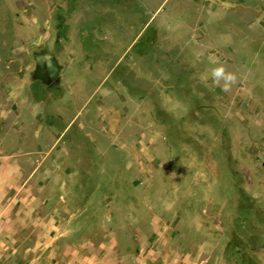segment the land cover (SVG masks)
Segmentation results:
<instances>
[{
  "label": "rangeland",
  "instance_id": "obj_1",
  "mask_svg": "<svg viewBox=\"0 0 264 264\" xmlns=\"http://www.w3.org/2000/svg\"><path fill=\"white\" fill-rule=\"evenodd\" d=\"M43 53L59 67L52 90L77 93L76 107L61 106L62 97L49 100L52 113L77 109L88 121L115 115L122 119L120 140L140 132L152 142L150 149H101L98 159L82 155L78 192L96 197L70 201L88 209L76 225L83 230L93 220L99 229L93 237L101 241L110 231L119 257L153 240L152 250L191 253L195 264H264V251L258 255L254 247L264 232L252 229L251 196L223 200L217 194L228 175L244 177L250 194L257 188L253 179L264 178V0H0L5 149H18L13 120L27 116V105L12 107L21 103L23 88L14 80ZM217 66L236 76L228 92L201 79ZM22 145L26 149V137ZM237 149L259 151L247 156ZM240 157L247 168L228 167ZM136 160L146 165L143 187L130 185L139 179L131 168ZM22 161L31 163L28 155ZM43 205L39 199V209ZM215 226L224 228L222 239L233 249L209 251L205 243L214 242Z\"/></svg>",
  "mask_w": 264,
  "mask_h": 264
},
{
  "label": "crops",
  "instance_id": "obj_2",
  "mask_svg": "<svg viewBox=\"0 0 264 264\" xmlns=\"http://www.w3.org/2000/svg\"><path fill=\"white\" fill-rule=\"evenodd\" d=\"M55 63L50 54L35 55L31 71L22 73L14 80L23 88L17 94L21 103L14 101L12 107L27 105V116L23 118L18 115L13 120V136L18 139V149H5L0 134V264H195L196 258L190 257L191 253L181 255L160 247V253L157 247L155 251L152 250L153 240L149 243L139 242L134 245L129 257H119L116 245L109 237L110 231L101 241L93 237L99 233L93 220L85 222L83 230L75 224L88 210L77 204L93 201L96 197L92 193L83 196L78 192V171L84 166L82 155L87 152L98 159L101 149H150L152 142L140 132H127V141L120 140L118 127L122 119L115 115H96L88 121L77 109L70 114L63 111L52 113L48 106L53 97L56 101L62 97L61 106L76 107L78 104L77 93L70 87L61 89L59 94L52 90L51 85L58 79L56 74L59 72ZM95 105L98 109L99 103ZM1 118L3 115H0V121ZM24 125H27L26 135ZM25 137L27 146L23 149L22 140ZM252 150L256 153L259 151L237 149V154L247 155ZM25 155L31 159L30 165L22 161ZM244 159L240 157L239 161L232 162L228 167L233 164L237 169H245L247 164ZM145 167L143 161H133L131 168L139 171V179L131 182L132 187L144 186ZM261 168L264 170V162ZM219 184L217 194L223 196V200H228L232 194L239 196V199L251 196L256 213L253 215L256 225H252V229L264 232V178L253 179V186L257 188L251 194L246 179L237 173L228 175L225 183ZM69 187L74 189L72 198L67 192ZM207 187L209 197L205 201L211 200L212 182L207 183ZM39 199L44 204L42 210L37 206ZM71 200L77 204L71 205ZM245 211L241 209L240 213L247 216ZM222 229L213 228L214 242L210 240L205 243L209 251L218 247L226 250L234 248L232 242L226 244L223 241ZM176 233L171 235L175 236ZM70 234L72 237H69ZM219 234L221 237L216 238ZM164 241V238L161 239L159 244ZM254 241V247L261 255L264 237L257 234Z\"/></svg>",
  "mask_w": 264,
  "mask_h": 264
},
{
  "label": "clouds",
  "instance_id": "obj_3",
  "mask_svg": "<svg viewBox=\"0 0 264 264\" xmlns=\"http://www.w3.org/2000/svg\"><path fill=\"white\" fill-rule=\"evenodd\" d=\"M201 79L207 81L211 79L214 84L221 85V90L228 92L232 85L236 83V76L226 72L222 66L212 67L201 75Z\"/></svg>",
  "mask_w": 264,
  "mask_h": 264
}]
</instances>
